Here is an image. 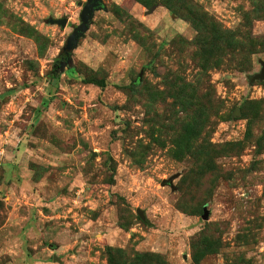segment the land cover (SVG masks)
<instances>
[{"label":"rangeland","instance_id":"374dc122","mask_svg":"<svg viewBox=\"0 0 264 264\" xmlns=\"http://www.w3.org/2000/svg\"><path fill=\"white\" fill-rule=\"evenodd\" d=\"M86 2L0 0V264H264V0H102L51 80Z\"/></svg>","mask_w":264,"mask_h":264},{"label":"water","instance_id":"95a60500","mask_svg":"<svg viewBox=\"0 0 264 264\" xmlns=\"http://www.w3.org/2000/svg\"><path fill=\"white\" fill-rule=\"evenodd\" d=\"M102 0H87L86 4L84 5L81 11V23L79 26L75 28V30L70 34L68 37L65 46L63 47L60 56L57 58V61L61 60L62 57L64 59L61 61L62 68L66 65V61L68 60V55L77 47L79 39L84 35V33L88 30L94 13L101 8ZM49 24L60 26V28L64 29L67 25L66 19H50ZM262 69L259 74L254 75L251 78V81L255 80H264V63H261ZM173 178L168 181H163V186H170L173 188L172 185ZM138 216L141 220H144V214L141 210H137Z\"/></svg>","mask_w":264,"mask_h":264},{"label":"trees","instance_id":"16d2710c","mask_svg":"<svg viewBox=\"0 0 264 264\" xmlns=\"http://www.w3.org/2000/svg\"><path fill=\"white\" fill-rule=\"evenodd\" d=\"M64 59V57H62V59L61 60H59L58 62H57V64L55 65V68H54V70H53V72L51 73V76H50V78H51V80H55V79H57L58 78V76H59V71L62 69V66H61V61Z\"/></svg>","mask_w":264,"mask_h":264}]
</instances>
